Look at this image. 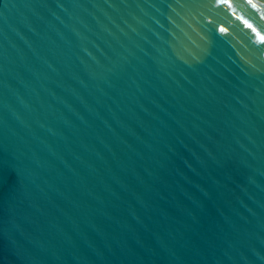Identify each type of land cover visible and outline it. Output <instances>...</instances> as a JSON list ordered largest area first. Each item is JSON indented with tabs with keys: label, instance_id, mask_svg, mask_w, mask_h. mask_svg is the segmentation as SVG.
Returning a JSON list of instances; mask_svg holds the SVG:
<instances>
[{
	"label": "water",
	"instance_id": "95a60500",
	"mask_svg": "<svg viewBox=\"0 0 264 264\" xmlns=\"http://www.w3.org/2000/svg\"><path fill=\"white\" fill-rule=\"evenodd\" d=\"M0 264H264V0H0Z\"/></svg>",
	"mask_w": 264,
	"mask_h": 264
}]
</instances>
